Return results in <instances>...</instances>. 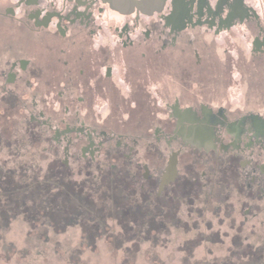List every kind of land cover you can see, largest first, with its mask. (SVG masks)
<instances>
[{
  "label": "flooded vegetation",
  "instance_id": "obj_1",
  "mask_svg": "<svg viewBox=\"0 0 264 264\" xmlns=\"http://www.w3.org/2000/svg\"><path fill=\"white\" fill-rule=\"evenodd\" d=\"M174 56L198 67L219 59L244 84L264 68V0H0V145L14 141L33 174L97 163L151 208L178 214L204 198L230 228L262 230L264 98H185L136 82ZM93 98H120L117 122ZM138 105L147 111L133 126Z\"/></svg>",
  "mask_w": 264,
  "mask_h": 264
},
{
  "label": "rangeland",
  "instance_id": "obj_2",
  "mask_svg": "<svg viewBox=\"0 0 264 264\" xmlns=\"http://www.w3.org/2000/svg\"><path fill=\"white\" fill-rule=\"evenodd\" d=\"M148 64L154 71L139 70V85L152 78L155 85L181 91L185 98H264L262 67L247 70L241 84L238 71L229 76L216 58L199 67L178 56ZM161 68L168 71V80ZM178 78L186 88L174 86ZM138 99L147 106L145 98ZM107 104L111 120L117 122L116 112L123 108L120 98L92 101L97 110ZM146 111L139 105L133 108L129 123L134 126ZM4 145L0 264H264V228H230L215 216L210 203L206 208L204 198L202 210L197 205L190 211L186 205L185 212L175 214L157 204L151 208L122 190L109 166L76 165L73 175L49 170L52 176L46 177L45 167L41 173L27 172L19 150H12L17 147L14 141Z\"/></svg>",
  "mask_w": 264,
  "mask_h": 264
},
{
  "label": "water",
  "instance_id": "obj_3",
  "mask_svg": "<svg viewBox=\"0 0 264 264\" xmlns=\"http://www.w3.org/2000/svg\"><path fill=\"white\" fill-rule=\"evenodd\" d=\"M188 141L191 144H197L198 143L195 134L189 135ZM173 169H174V158L170 157L169 161H168V165L166 167V170H165V172L162 175L160 186H163L164 184H166L171 179L169 175L171 173H173Z\"/></svg>",
  "mask_w": 264,
  "mask_h": 264
},
{
  "label": "trees",
  "instance_id": "obj_4",
  "mask_svg": "<svg viewBox=\"0 0 264 264\" xmlns=\"http://www.w3.org/2000/svg\"><path fill=\"white\" fill-rule=\"evenodd\" d=\"M49 207H50V206H49ZM49 207H48V208H49Z\"/></svg>",
  "mask_w": 264,
  "mask_h": 264
}]
</instances>
